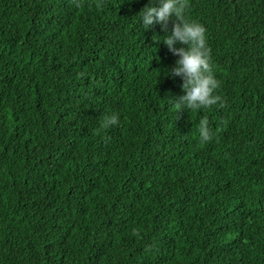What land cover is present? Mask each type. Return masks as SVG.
Masks as SVG:
<instances>
[{"label": "trees", "instance_id": "obj_1", "mask_svg": "<svg viewBox=\"0 0 264 264\" xmlns=\"http://www.w3.org/2000/svg\"><path fill=\"white\" fill-rule=\"evenodd\" d=\"M148 3L0 0V264H264V0H184L197 110Z\"/></svg>", "mask_w": 264, "mask_h": 264}, {"label": "clouds", "instance_id": "obj_2", "mask_svg": "<svg viewBox=\"0 0 264 264\" xmlns=\"http://www.w3.org/2000/svg\"><path fill=\"white\" fill-rule=\"evenodd\" d=\"M186 8L184 0H149L138 14L139 23L144 30L150 29L154 24L161 25L166 33L163 43L171 52L178 54L175 66L167 72L173 78L182 76L183 79L185 94L179 96L175 103L181 109L197 110L211 107L221 101V97L216 94L220 81L216 78L211 63L207 28L198 21L186 18ZM177 44L180 46L177 47ZM118 122L119 114H110L105 119L104 127ZM200 132L203 138H208L206 120L201 121Z\"/></svg>", "mask_w": 264, "mask_h": 264}]
</instances>
